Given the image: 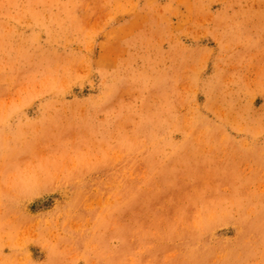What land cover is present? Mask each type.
<instances>
[{
  "label": "rangeland",
  "instance_id": "rangeland-1",
  "mask_svg": "<svg viewBox=\"0 0 264 264\" xmlns=\"http://www.w3.org/2000/svg\"><path fill=\"white\" fill-rule=\"evenodd\" d=\"M0 264H264V0H0Z\"/></svg>",
  "mask_w": 264,
  "mask_h": 264
},
{
  "label": "bare ground",
  "instance_id": "bare-ground-1",
  "mask_svg": "<svg viewBox=\"0 0 264 264\" xmlns=\"http://www.w3.org/2000/svg\"><path fill=\"white\" fill-rule=\"evenodd\" d=\"M242 225V224H241Z\"/></svg>",
  "mask_w": 264,
  "mask_h": 264
}]
</instances>
